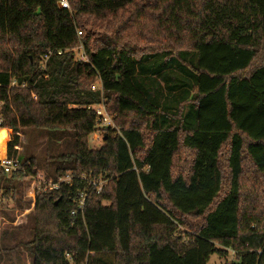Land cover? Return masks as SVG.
<instances>
[{"label": "trees", "instance_id": "trees-1", "mask_svg": "<svg viewBox=\"0 0 264 264\" xmlns=\"http://www.w3.org/2000/svg\"><path fill=\"white\" fill-rule=\"evenodd\" d=\"M62 1L0 0V129L72 141L46 155L72 180L36 195L31 264H264V0ZM100 105L120 129L91 149ZM18 145L0 217L39 175Z\"/></svg>", "mask_w": 264, "mask_h": 264}, {"label": "rangeland", "instance_id": "rangeland-1", "mask_svg": "<svg viewBox=\"0 0 264 264\" xmlns=\"http://www.w3.org/2000/svg\"><path fill=\"white\" fill-rule=\"evenodd\" d=\"M177 83L182 84L180 79L176 78L171 82L170 85L168 84V86L165 88V93L169 91L173 84L176 85ZM98 87L99 84L97 83L94 87L95 90L98 89ZM178 97L179 95L177 97L171 98L170 100L164 101L171 102V100H175ZM157 98L158 96L155 95V99ZM151 99H153V102L155 101L154 97ZM158 101H161V97L158 98ZM177 101L179 100L177 99ZM98 107L99 106H97L96 108ZM104 109L106 111V107H104ZM108 116L112 119L113 122L111 129L119 131L120 128L118 127L116 122L113 121L114 118L109 114ZM179 118L180 117H176L175 119H173L175 120L173 121L174 125H178ZM21 136L20 147L22 150L19 152L18 156L27 159H29L30 157H35L38 160L40 164V170L37 181L40 177L46 180L45 177L52 165L50 163L49 168H47L48 164L45 163L46 155L50 150L58 149V153L56 151H53L55 155L59 153L70 152V142H72L71 140H60L59 142H57L56 140L51 141L47 131L44 130L26 129L22 131ZM88 145L91 149H98L104 146V140L103 138L98 139L92 134L89 137ZM2 155L4 154L0 153V156ZM50 180L51 179H49L48 182ZM37 181L33 180L30 183L25 184L19 191V193L15 195L14 200L11 199L4 202L5 209H1V214L3 215L0 217V233L4 234L5 244H3V246H1L0 248V264H31L29 246L32 240L31 221L35 209V202L32 195L34 193H36L37 195V188L39 187V183ZM23 208L25 209L23 210ZM110 260L113 262L112 256L108 257V259L105 256L104 261L108 263L110 262ZM232 262H236V257L235 254L229 250L224 257L215 254L211 257L208 264H231ZM94 264H96L95 261Z\"/></svg>", "mask_w": 264, "mask_h": 264}, {"label": "built area", "instance_id": "built-area-1", "mask_svg": "<svg viewBox=\"0 0 264 264\" xmlns=\"http://www.w3.org/2000/svg\"><path fill=\"white\" fill-rule=\"evenodd\" d=\"M60 6L63 9H67V10L70 9L68 2L65 0L61 2ZM59 54H61V53H59ZM78 59L80 62H84V63L88 62L84 53L79 54ZM16 85H17L16 82L12 83V86H16ZM17 87L24 88V87H26V85L17 86ZM93 90H95V88H93ZM96 112H97V124H98L97 128L98 129H97V131H95L93 133V135L98 139L103 138V140H104L103 130L105 128H111L113 122H112V119L106 113L103 105L96 108ZM2 123H3V120L0 117V127L2 126ZM13 135H17L19 138L22 137L20 133L14 134L11 130H9L8 140H7L6 148H5V153H4V155L0 156V177L1 176L11 177L12 175L16 174L19 170H21V168L18 165V161L15 159L14 155L12 157H10L8 154V144L10 142V137ZM21 150L22 149H21L20 145L14 147V152L19 153ZM83 179H86V177H84ZM71 180H72L71 176H68L66 178H60L57 183H54L52 180H50L48 182V180H45L42 177H40L38 179V181H37V179H34V181H37L39 183V187L37 188V193H39L41 191L47 192V191L58 190L60 188L61 184L70 183ZM88 183H89V185H91L96 190L97 194H100L102 192V189L104 188V186L106 184V181L105 180H97L94 182L88 181ZM42 186H43V188H42ZM32 196H33V199L35 201L36 193H34ZM87 196H88V194L86 191L80 192L78 199H77L78 210L73 212V216H78L79 214L83 213Z\"/></svg>", "mask_w": 264, "mask_h": 264}, {"label": "bare ground", "instance_id": "bare-ground-1", "mask_svg": "<svg viewBox=\"0 0 264 264\" xmlns=\"http://www.w3.org/2000/svg\"><path fill=\"white\" fill-rule=\"evenodd\" d=\"M6 138H7V131L0 130V153H5L6 148Z\"/></svg>", "mask_w": 264, "mask_h": 264}, {"label": "crops", "instance_id": "crops-1", "mask_svg": "<svg viewBox=\"0 0 264 264\" xmlns=\"http://www.w3.org/2000/svg\"><path fill=\"white\" fill-rule=\"evenodd\" d=\"M0 130H6V131H7V138H6V143H7V140H8V133H9V129H0Z\"/></svg>", "mask_w": 264, "mask_h": 264}]
</instances>
